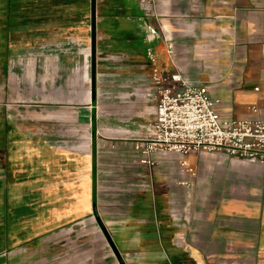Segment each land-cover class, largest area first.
I'll list each match as a JSON object with an SVG mask.
<instances>
[{
    "label": "crops",
    "instance_id": "1",
    "mask_svg": "<svg viewBox=\"0 0 264 264\" xmlns=\"http://www.w3.org/2000/svg\"><path fill=\"white\" fill-rule=\"evenodd\" d=\"M90 35V0H0V264L93 255L94 205L147 264H264V165L191 152L148 168L134 152L154 69L205 86L223 119H264V0H154L150 16L96 0L94 104Z\"/></svg>",
    "mask_w": 264,
    "mask_h": 264
},
{
    "label": "built area",
    "instance_id": "2",
    "mask_svg": "<svg viewBox=\"0 0 264 264\" xmlns=\"http://www.w3.org/2000/svg\"><path fill=\"white\" fill-rule=\"evenodd\" d=\"M146 16L152 14L154 0H134ZM167 53L171 54V46ZM155 62L151 50L146 53ZM154 90L155 115L151 134L137 139L134 152L139 163L154 165L152 156L158 153H220L251 163L264 165V119H223L205 86H194L177 72L150 75ZM185 166L184 163L181 164Z\"/></svg>",
    "mask_w": 264,
    "mask_h": 264
},
{
    "label": "rangeland",
    "instance_id": "3",
    "mask_svg": "<svg viewBox=\"0 0 264 264\" xmlns=\"http://www.w3.org/2000/svg\"><path fill=\"white\" fill-rule=\"evenodd\" d=\"M42 42L43 41H41V40H35V41H33L32 44L38 45V44H41ZM26 43H27V41H18V45L21 47H24L26 45ZM36 106L37 107H35L34 109L36 111L41 110V112H42V109H43L42 105H36ZM131 107L138 108L139 105L138 104L137 105H131ZM54 111L55 112L58 111V108H56V110H54ZM36 124H42V122H37ZM36 131H35L36 136L34 138L42 137L40 135V133L42 131L41 127H38V129H36ZM71 138H74V137H71ZM42 202L43 201L41 199L35 200L36 207H41ZM45 202L47 204L50 203L51 206L53 207V206L60 205V203H63L64 201H60L58 199H50L47 201L45 200ZM103 218H105V217H103ZM102 223H103V221H102ZM98 234H99V239H100L99 242H95L93 240V242H88L87 244H85V246L82 247V249H84V248L91 249L93 255L90 256L88 254V256H81L79 258H76L75 261H73L71 263L67 262L66 264H118L116 257H115L116 261L110 256L107 258V255H114V254L111 251L110 246L106 242L105 237L102 235L99 228H98ZM88 238H91V237L82 236L81 239H88ZM88 249H85V251L88 252L87 251ZM142 250L143 249L134 250V249L126 248V249H121V252H119V254L121 257H124L126 259V264H147L146 261L144 260V257L142 256V253L140 252Z\"/></svg>",
    "mask_w": 264,
    "mask_h": 264
},
{
    "label": "water",
    "instance_id": "4",
    "mask_svg": "<svg viewBox=\"0 0 264 264\" xmlns=\"http://www.w3.org/2000/svg\"><path fill=\"white\" fill-rule=\"evenodd\" d=\"M90 53H91V101L94 104L95 101V66H96V0H90ZM93 216L100 228V231L104 235L110 249L116 257L118 264H124L122 258L113 244L106 228L104 227L100 217L97 214L95 205L93 206Z\"/></svg>",
    "mask_w": 264,
    "mask_h": 264
}]
</instances>
